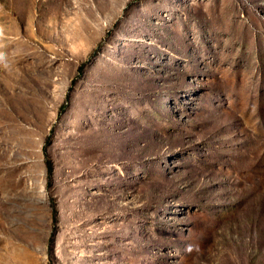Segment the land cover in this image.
I'll list each match as a JSON object with an SVG mask.
<instances>
[{"label":"rangeland","instance_id":"1","mask_svg":"<svg viewBox=\"0 0 264 264\" xmlns=\"http://www.w3.org/2000/svg\"><path fill=\"white\" fill-rule=\"evenodd\" d=\"M0 264H264V0H0Z\"/></svg>","mask_w":264,"mask_h":264}]
</instances>
